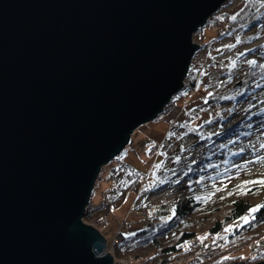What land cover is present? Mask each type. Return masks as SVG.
Segmentation results:
<instances>
[{
	"label": "water",
	"instance_id": "water-1",
	"mask_svg": "<svg viewBox=\"0 0 264 264\" xmlns=\"http://www.w3.org/2000/svg\"><path fill=\"white\" fill-rule=\"evenodd\" d=\"M226 1L0 0V264H114L83 221L92 188Z\"/></svg>",
	"mask_w": 264,
	"mask_h": 264
},
{
	"label": "rangeland",
	"instance_id": "rangeland-1",
	"mask_svg": "<svg viewBox=\"0 0 264 264\" xmlns=\"http://www.w3.org/2000/svg\"><path fill=\"white\" fill-rule=\"evenodd\" d=\"M241 3V0H227L215 14L235 12ZM226 31V34L217 38V33ZM192 41L199 46L209 42L204 48L198 47L191 57V64H200V73L204 70L202 74L199 73L195 86L191 89L183 87L182 96L175 100L172 111L162 119L137 127L123 150L102 167L100 181L95 182L92 188L90 200L94 203L100 201L101 192H108V196L115 200L108 210L97 213L90 220L83 218L85 224L97 228L107 244L113 242L118 232L126 236L150 227V215L153 216L157 211L167 220L171 214L164 212V207L181 197L179 195L204 191L216 197L212 200L214 203L205 206L202 214L195 215L194 218L205 214L206 209L211 213L217 210V213L207 214L205 218L223 215L230 207L229 202L238 194L253 192L255 197L251 196L257 201L264 195V185H261L264 183V79L248 86L249 92L244 97H241V92L245 88H237L219 105H208L204 100L209 92L207 90L216 88L225 75L237 83L238 77L246 73L250 67L249 62L257 54L256 48L264 43V33L253 39V29H217L206 25L193 34ZM176 122L182 124L180 126L183 128L187 126L185 123L193 125L195 130H176L177 126L173 125ZM256 128L261 130L260 133L252 134L251 131ZM124 163L144 173L142 186L136 192L126 191L121 198L111 196L116 191L113 185L127 188L125 181L114 179L116 173L122 179L125 174L122 169L125 171V166H120L125 165ZM117 165V172H110L112 166ZM194 170L199 172L196 174ZM191 173L196 175L191 176ZM108 178L115 183H100ZM199 181L201 182L198 183ZM152 183L154 186L151 188ZM139 203L143 205V217L130 212L133 204ZM248 218L244 216L235 226L239 227ZM205 236L209 235L198 237L204 240ZM262 236V239L247 243L231 254L239 257L230 263H245L248 257L256 258L264 253V234ZM224 240L225 237L223 244ZM253 243L258 246L254 252L251 251ZM176 257L172 258L177 259ZM205 263L207 262L199 264ZM114 264L120 262L114 258Z\"/></svg>",
	"mask_w": 264,
	"mask_h": 264
},
{
	"label": "trees",
	"instance_id": "trees-1",
	"mask_svg": "<svg viewBox=\"0 0 264 264\" xmlns=\"http://www.w3.org/2000/svg\"><path fill=\"white\" fill-rule=\"evenodd\" d=\"M241 1V6L235 12H222L217 15L213 14L207 20L205 26L207 25L217 29L225 27V29L230 28L231 30L237 27H243L253 29V39L260 37L262 33H264V0ZM200 29L201 28L197 29V31ZM226 33L227 31L225 33H217V38ZM200 36H202V34ZM216 42L218 41H214V43ZM208 44L209 42L201 43L199 48H204ZM256 50L257 54H255V57L249 62L250 67L243 76L238 77L239 80L237 83L233 82L230 76L227 77L225 75V77H222V80L218 82L216 88L207 90L209 92L204 98L206 104L219 105L223 103V101H225L237 88H245L243 93L241 92V97H244L249 92L247 91L249 89L248 86L256 83L258 84L264 79V43L259 44ZM200 68L201 66L198 63H192L190 65L187 76L184 79L185 88L191 89L195 86L197 77L204 71L202 70L200 73ZM254 88L257 89L256 87ZM182 94L183 93L180 92L173 96L155 120L162 119L170 110L172 111L175 100L180 98ZM211 118L212 115H210V120H212ZM173 125L177 126L175 128L176 130L179 129L181 131V129H185L182 130L184 132L195 130L193 125L191 126L187 123H185L187 126L184 128L180 126L182 124L179 122ZM203 125L204 123L199 127ZM124 164L125 165L120 167L125 166V171L122 169L123 173L125 172V176L131 175L134 171L138 172L139 176L132 183L127 184V186L125 185L127 188L124 189V192L119 196L120 198L122 196L124 197L128 190H134V192L138 191L139 186H142V176L144 175L143 172L130 167L126 163ZM117 167H119V165L112 166L113 169L111 170L117 172ZM194 172L197 174L199 171L194 170ZM196 174L191 173V176ZM116 176H118L117 173ZM125 176L122 179L123 182L126 181ZM97 181H100V176H98L96 182ZM200 182L201 181L198 183ZM100 183L104 184L103 182ZM114 183L115 181L113 184ZM261 185H264V183ZM113 186L115 189L119 188L118 186ZM251 195H253V192H246L243 195L238 194L233 201L229 202L230 207L227 209L226 213L207 218H205L207 214L212 215L217 213V210L211 213L208 212L209 209H206L205 214L196 218L194 217L195 215L202 214L204 207L214 203L212 200L216 197H212L211 194H206L204 191L186 196L179 195L181 197H178L177 200L167 203L168 207L165 206L167 210L164 207V212H170L171 214L168 216L169 218L167 220H165L164 215L159 214L160 211H157L153 216L150 215L151 226L131 235H123L122 241H115L111 254L116 258V261L120 263H122L124 259L130 261L152 260L166 263L172 261V257L182 255L186 250L187 243L194 237L214 235L221 238L225 237L223 244L224 248L221 253L205 264H231L230 261L234 262L239 257L231 254L235 253V251L245 246L247 243L262 239L261 237H263L262 235L264 234L261 233V231L264 230V195L261 196L260 200L258 199L259 201L254 199ZM142 206L141 203L133 204L132 207L135 213L131 214L143 217L144 212L142 211ZM142 212L143 214H141ZM244 216L249 217L247 221L239 227L235 226L237 223H240ZM263 259L264 253H260L256 258L248 257L244 264Z\"/></svg>",
	"mask_w": 264,
	"mask_h": 264
},
{
	"label": "built area",
	"instance_id": "built-area-1",
	"mask_svg": "<svg viewBox=\"0 0 264 264\" xmlns=\"http://www.w3.org/2000/svg\"><path fill=\"white\" fill-rule=\"evenodd\" d=\"M110 172H113L110 171ZM112 174V173H110ZM122 176V175H121ZM125 175L122 176V179L124 178ZM139 176L138 172H133L131 175L125 176L126 177V181L124 185L130 184L133 181H135V179ZM116 180H122L119 179L118 176H116L115 178ZM114 180H110L109 178L106 179V181L104 182V184L106 183H113ZM143 183V182H142ZM154 186V183H152L151 188ZM124 192V188L119 187L116 189V191H114V194H112L111 196H120L122 193ZM100 201L97 203H94L93 201L86 207V219L90 220V218L94 217L97 213L99 212H103L105 210H108V208H110L113 204V198L108 196V192L105 194L104 192H101L100 194ZM133 208V207H132ZM134 209V208H133ZM131 209L130 212L131 213H135V211ZM143 214V212L141 213ZM204 240H201L199 237H194L192 240L189 241V243H187V247L186 250L184 251V253L182 255H180L179 257H176L177 259H172V261L170 262H158V261H141V260H134V261H130V260H122L123 262L120 264H199L202 262H208L211 259H213L214 257H216V255H218L219 253H221L222 251V247H223V238L221 237H215L214 235H209V236H205ZM123 239V235L120 234L119 232L116 234L113 242L109 245H107L106 250L107 252L111 253L113 250V245L116 242H120ZM256 243H253V245H251V251L254 252L256 248H258L257 245H255ZM264 244V243H262ZM133 260V259H132Z\"/></svg>",
	"mask_w": 264,
	"mask_h": 264
},
{
	"label": "bare ground",
	"instance_id": "bare-ground-1",
	"mask_svg": "<svg viewBox=\"0 0 264 264\" xmlns=\"http://www.w3.org/2000/svg\"><path fill=\"white\" fill-rule=\"evenodd\" d=\"M256 123H257V122H255L254 125H256ZM260 131H261V130H258V129L256 128V130L253 129V130L251 131V133H252V134H256V133H260ZM259 135H260V134H259ZM260 136H261V135H260Z\"/></svg>",
	"mask_w": 264,
	"mask_h": 264
}]
</instances>
